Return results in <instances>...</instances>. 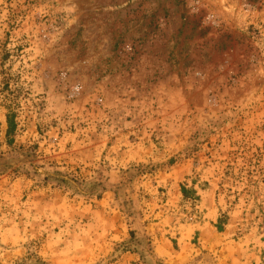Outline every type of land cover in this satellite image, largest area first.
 <instances>
[{"label":"rangeland","instance_id":"374dc122","mask_svg":"<svg viewBox=\"0 0 264 264\" xmlns=\"http://www.w3.org/2000/svg\"><path fill=\"white\" fill-rule=\"evenodd\" d=\"M0 264H264V0H0Z\"/></svg>","mask_w":264,"mask_h":264},{"label":"trees","instance_id":"16d2710c","mask_svg":"<svg viewBox=\"0 0 264 264\" xmlns=\"http://www.w3.org/2000/svg\"><path fill=\"white\" fill-rule=\"evenodd\" d=\"M5 121H6V130L5 135L7 137V142L12 143L13 142V135L16 133L18 122L16 120V112L9 108L8 112L5 114ZM188 189L185 187H182V193L184 196H187ZM216 227L218 229H221V223L218 220L216 223Z\"/></svg>","mask_w":264,"mask_h":264}]
</instances>
